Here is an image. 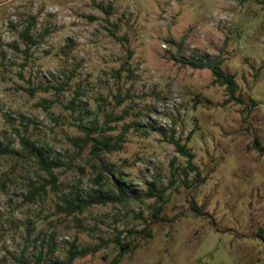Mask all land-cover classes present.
<instances>
[{"label": "rangeland", "instance_id": "obj_1", "mask_svg": "<svg viewBox=\"0 0 264 264\" xmlns=\"http://www.w3.org/2000/svg\"><path fill=\"white\" fill-rule=\"evenodd\" d=\"M216 62L231 90L192 65ZM92 125L121 150L76 144ZM22 260L264 264V0H0V264Z\"/></svg>", "mask_w": 264, "mask_h": 264}, {"label": "trees", "instance_id": "obj_2", "mask_svg": "<svg viewBox=\"0 0 264 264\" xmlns=\"http://www.w3.org/2000/svg\"><path fill=\"white\" fill-rule=\"evenodd\" d=\"M29 40H32L28 36H26ZM192 65L195 68H209L212 70L214 76L216 77L215 82L219 83L220 86H227L228 90H231V86L234 85L232 78L227 76L223 70L220 67V63L216 62L214 64H208V65H198L195 63H192ZM224 79V81H222ZM232 100L234 98H231ZM230 101V100H228ZM242 102V101H241ZM255 106H257L256 102H253ZM81 131L85 133L84 137L77 138L75 140L76 144H81L82 148H85L87 146H90V154L93 158H97L98 155L104 152H113V151H120L121 147L118 143L113 144L112 138H102L95 136L97 128H95L93 125L90 127L81 126ZM22 143L25 146V149L29 152V154L36 159L37 163L40 165V168L45 170L53 179V183L56 184L57 179L55 178L53 174V170L57 167H60L59 161L50 158L49 154L46 152L45 148H40L36 144H30L29 142L25 140H21ZM172 144L175 145L177 152L181 154L183 157L187 158L189 160V166L190 168L195 171V167L192 165V159L194 156L186 151L185 147L182 146L178 141L172 140ZM102 180V176H99L97 178L98 181ZM118 186V192L119 194L116 195H99L96 192L88 194L86 198H72V199H66L65 205L60 208V211L62 213H65L67 216L74 215L76 213H82L84 212L88 207L92 205H107L109 203H117L123 200V198L126 195L127 186L123 182H117ZM155 187L150 188V197H155L154 193ZM30 199H33L32 196H30ZM118 243L119 240H118ZM130 249L129 244H123L121 247V253L120 257L124 256ZM92 252V251H91ZM90 252L88 250H83L80 253L74 252L72 254V260H74L76 257H85ZM23 264H29L27 261L22 260ZM36 264H40V262H37ZM114 264H117V261L114 262Z\"/></svg>", "mask_w": 264, "mask_h": 264}]
</instances>
